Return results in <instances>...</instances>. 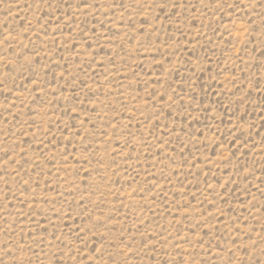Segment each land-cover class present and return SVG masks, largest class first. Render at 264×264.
<instances>
[{
  "label": "rangeland",
  "instance_id": "374dc122",
  "mask_svg": "<svg viewBox=\"0 0 264 264\" xmlns=\"http://www.w3.org/2000/svg\"><path fill=\"white\" fill-rule=\"evenodd\" d=\"M0 264H264V0H0Z\"/></svg>",
  "mask_w": 264,
  "mask_h": 264
},
{
  "label": "snow or ice",
  "instance_id": "6c2138e0",
  "mask_svg": "<svg viewBox=\"0 0 264 264\" xmlns=\"http://www.w3.org/2000/svg\"><path fill=\"white\" fill-rule=\"evenodd\" d=\"M163 7H164V5L162 4V5H161V8H163Z\"/></svg>",
  "mask_w": 264,
  "mask_h": 264
}]
</instances>
